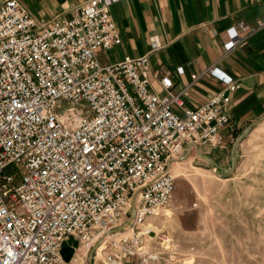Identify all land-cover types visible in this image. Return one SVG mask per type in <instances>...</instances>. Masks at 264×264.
Instances as JSON below:
<instances>
[{
	"label": "built area",
	"instance_id": "2783aa9c",
	"mask_svg": "<svg viewBox=\"0 0 264 264\" xmlns=\"http://www.w3.org/2000/svg\"><path fill=\"white\" fill-rule=\"evenodd\" d=\"M119 1L83 0L70 19L48 22L19 0L0 5V264H66L70 243L86 259L102 238L104 264H156L163 239L148 221L171 201V162L188 144L234 140L230 94L240 86L217 68L201 76L226 89L180 117L172 106L189 86L175 94L170 75L154 71L163 94L154 92L147 55L99 63L98 51L121 42ZM259 29L264 20L241 23L242 36L230 29L226 49Z\"/></svg>",
	"mask_w": 264,
	"mask_h": 264
},
{
	"label": "crops",
	"instance_id": "0c3cea01",
	"mask_svg": "<svg viewBox=\"0 0 264 264\" xmlns=\"http://www.w3.org/2000/svg\"><path fill=\"white\" fill-rule=\"evenodd\" d=\"M4 1L0 0V5ZM19 1L31 17L48 22L54 17L70 19L83 0ZM111 16L121 42L109 50L98 51L101 65L147 55L154 92L163 94L154 71L170 75L175 94L189 86L187 96L181 98L182 105L172 106L180 117L184 110L194 109L226 89L218 79L201 76L207 69L217 68L240 86L230 94L235 137L252 123L259 124L264 119V29L226 49L230 29L242 36L241 23L253 26L256 20H264V0H120L111 7ZM155 44L159 48L153 50ZM178 68L182 74L176 72ZM195 74L199 78L191 81ZM232 142L227 140L226 146ZM198 148L204 154L213 150L206 146Z\"/></svg>",
	"mask_w": 264,
	"mask_h": 264
},
{
	"label": "rangeland",
	"instance_id": "374dc122",
	"mask_svg": "<svg viewBox=\"0 0 264 264\" xmlns=\"http://www.w3.org/2000/svg\"><path fill=\"white\" fill-rule=\"evenodd\" d=\"M252 132L237 147L229 178L195 149L172 165L171 201L148 221L161 229L158 238L163 239L155 245L161 253L156 264H264V119ZM232 143L209 154L198 149L223 170L230 168ZM83 255L77 248L68 264H89V253L86 259ZM102 260L101 253L92 264H104Z\"/></svg>",
	"mask_w": 264,
	"mask_h": 264
},
{
	"label": "water",
	"instance_id": "95a60500",
	"mask_svg": "<svg viewBox=\"0 0 264 264\" xmlns=\"http://www.w3.org/2000/svg\"><path fill=\"white\" fill-rule=\"evenodd\" d=\"M258 122L252 123L251 125H249L246 129H244L240 135H238V137L235 139V141L232 143L231 149H230V168L228 169H221L219 168V166L217 165V163L215 161H213L211 158H208L206 156H203L200 154L199 149L196 145H189V150L188 153L180 158V161L186 160L189 155L191 154V151L193 149V147L196 150V153L205 161H207L209 163V165L214 169V170H221L222 172H220V176L223 177L224 179L229 178L235 171V167H236V163H237V147L250 135V133L252 132L253 128L255 127V125H257ZM135 212V207H134V202L132 203V207H131V215L129 216V220L133 218ZM123 227H120L118 229H115L111 232V234H115V233H120L122 232ZM98 245H96L95 247H93L90 252H89V263H92L95 251L97 249ZM77 249V244L76 243H70V244H66L63 246L62 250H61V256L63 258V261L68 264L70 263L71 259L73 258L74 252Z\"/></svg>",
	"mask_w": 264,
	"mask_h": 264
},
{
	"label": "bare ground",
	"instance_id": "6f19581e",
	"mask_svg": "<svg viewBox=\"0 0 264 264\" xmlns=\"http://www.w3.org/2000/svg\"><path fill=\"white\" fill-rule=\"evenodd\" d=\"M175 163H176V161H175ZM173 165V164H172ZM172 169H173V166L171 167ZM104 239L105 238H102L101 239V241H100V243L98 244V247H97V249H96V251H97V256L99 255V254H101V249H103V241H104Z\"/></svg>",
	"mask_w": 264,
	"mask_h": 264
}]
</instances>
